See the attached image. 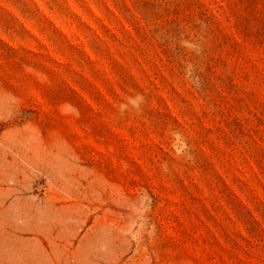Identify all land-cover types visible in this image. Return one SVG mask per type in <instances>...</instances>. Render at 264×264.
Returning <instances> with one entry per match:
<instances>
[{"label": "rangeland", "instance_id": "rangeland-1", "mask_svg": "<svg viewBox=\"0 0 264 264\" xmlns=\"http://www.w3.org/2000/svg\"><path fill=\"white\" fill-rule=\"evenodd\" d=\"M0 264H264V0H0Z\"/></svg>", "mask_w": 264, "mask_h": 264}]
</instances>
